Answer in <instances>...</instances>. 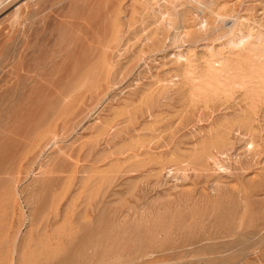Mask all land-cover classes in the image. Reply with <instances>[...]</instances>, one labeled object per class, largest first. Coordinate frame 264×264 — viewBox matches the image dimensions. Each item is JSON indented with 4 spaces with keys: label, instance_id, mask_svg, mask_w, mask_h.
<instances>
[{
    "label": "rangeland",
    "instance_id": "1",
    "mask_svg": "<svg viewBox=\"0 0 264 264\" xmlns=\"http://www.w3.org/2000/svg\"><path fill=\"white\" fill-rule=\"evenodd\" d=\"M80 2L78 19L71 0L0 4V248L6 247L0 264L20 263L22 252L12 250L10 238L21 244L30 228L39 245L30 258L51 264H71L88 246L95 264L103 257L129 264H264V93L230 86L225 95L222 89L192 95L191 85L170 75L177 30L162 29L156 46L146 32L125 35L128 47L112 54L102 86H87L75 99L79 63L96 46L95 33L79 23L87 19L102 32L95 17L100 0ZM20 5L19 23L29 8L34 14L28 43L22 24L7 36ZM210 7L186 5V25L207 19L210 30L204 40L185 38L183 48L203 55V42H213L227 56L236 47L219 33L258 30L256 21L264 29V0H215ZM152 16L147 24L157 30L158 15ZM250 105L253 128L244 120ZM39 166L49 175L35 186L42 200L34 208L28 195L43 174L34 175Z\"/></svg>",
    "mask_w": 264,
    "mask_h": 264
},
{
    "label": "bare ground",
    "instance_id": "2",
    "mask_svg": "<svg viewBox=\"0 0 264 264\" xmlns=\"http://www.w3.org/2000/svg\"><path fill=\"white\" fill-rule=\"evenodd\" d=\"M80 1L81 0H71V5H72L73 9L75 10V17L77 19L82 14V10L84 9V6H85V4L83 2L81 3ZM3 2H5V0H0V4ZM214 2H215V0H100V9L98 11V14H96L95 17L97 19H99V21L102 22L101 23L102 32L101 33L97 32L95 27L87 19H85L84 22L79 23V25L81 27H83V28L86 27L88 31H93L95 33V37L92 41L96 42V46L92 47L91 48L92 50L90 51V53H88V55L86 57H84L85 59L79 63L77 75L75 77L73 76L74 80L76 81V86L74 85L75 87L71 91V94L69 93L70 96H72V97L74 96V98L77 97L76 95H78L79 93H82L81 90L83 88H86L87 86H91V89H93L94 86H95V88L96 87L98 88V86H102L104 80H106L109 77L108 68H110L111 66L114 65L115 60L112 58V54L117 53V52L120 53L121 49L128 47V42H127L128 38H127V40L124 39L128 33L132 34L131 32L134 33L136 31H139V32L141 31L142 33L146 32L147 33L146 35H148L147 39L150 41L151 45L153 44L156 46L157 44L159 45L162 43L160 37H158V35L160 33L158 30L161 31L162 29L163 30L164 29L165 30H169V29L177 30L175 32V34H173L174 36H172L173 42H171V44L175 43V42L180 43V46H179L180 48L177 51V53H175L173 56L174 61H175L176 66H177L173 70L176 73L175 74L173 73L170 75H173L172 77L174 79H172V80L178 79V81L179 82L181 81L184 85L185 84L191 85L190 86L191 92H189V93H191L192 95L194 93H197V92L203 93V92H206L209 90L214 91V92L215 91L219 92V91H221L220 89H222L223 94H224V92H225V94H229L228 90H229L230 86H234V87L237 86L239 88H245V89L247 88L246 90L253 91V93H251V94H255V93L263 94L264 93V29H262V27L260 26L261 24L258 23L256 20H255L257 23L256 27H259L258 30L255 29V27H250L248 25L249 26V27L247 26L248 28L245 26L247 29L244 32H243V29H240V30L237 29L238 34L235 33L236 29H234L235 32L233 30V32H234L233 36H232V34L228 36L229 31H231L229 29H228L229 31L228 32L226 31V33L223 31L224 32L223 35L221 34L222 32L219 33L220 36L219 37L217 36L218 38L225 37L228 40L227 42H229L232 45V47L233 46L236 47V51H234V52L230 51V53L227 56H224V54L222 52L223 50L220 49L221 47L217 48L216 44H214L213 42L212 43L208 42V44L207 43L204 44V42H203L204 47L202 46L201 51H202V49H205V51L207 53V54H203V55L202 54L199 55V53L195 52L194 47L193 48H190V47L186 48V46H185L184 47V48H186L185 50L182 47L185 44V42L189 41V40L186 41L185 38H187V39L190 38L191 41H193L194 38H196V40H198V41L204 40L207 38L204 35L207 36L209 33V30H210V25H208L207 19L200 21L199 24L193 28H190L186 25V17H187V14L190 13V11L188 9H186V5L188 3L189 4L192 3V4H196V6H199L201 8H209L211 5H214ZM24 6H25V4H24ZM221 6L222 5L220 4V7ZM223 6L225 7L226 5H223ZM28 8L29 7H27V9ZM33 8H35V9L37 8L36 4H35V7H33ZM221 8H223V7H221ZM21 9H22V7L20 5L13 12V13H15V16L13 15L14 17H13L12 21L10 22V29H9L10 31L7 33V36H9L10 34H13V31H15L14 29L16 28V26H18V24H22L23 27L22 26L21 27L23 28V30H21V31H23V33H24V41L28 43L29 42V36L27 33L30 29H28L29 27H27V26L30 25L28 23H30L29 21L34 14L31 16L30 10H32V8L31 9L29 8V10L27 12H24L25 13L24 16H22V17H24V20L22 18L23 21L21 23H19L20 22L19 19H21L19 16V13L21 12ZM27 9L24 8V10H27ZM41 11H42V8H41ZM39 12H40V10H39ZM217 13H219V12H217ZM35 15H36V13H35ZM152 15H155V17H157L156 15H158L157 22H160V24H159L160 26L158 28H155L157 30H150L149 27L151 24H147L148 18L151 17ZM217 16L222 18V16L220 14H218ZM225 16L226 15H223V17H225ZM10 17H12V16H9L7 19H10ZM36 17H38V16H36ZM32 20L35 23L36 20H34L33 18H32ZM241 20H243V18H241ZM31 24H32V22H31ZM234 27H236V26H234ZM213 31H214V28H213ZM217 33H218V31H214L215 35H217ZM236 35H238L237 38L235 37ZM10 37H12V36L10 35ZM10 37H7V38H10ZM86 37L87 36L85 35L83 37V39H85ZM233 37H235V39H233ZM218 38H217V40H218ZM86 40H87V38H86ZM149 41H148V44H150ZM165 42H166V39H165ZM224 43H226V41ZM230 44H228V46H231ZM217 45L220 46L218 43H217ZM130 47L131 46H129V48ZM164 47H165V45H164ZM229 50H231V49H229ZM225 53H228L227 50ZM119 56H120V54H119ZM115 57H118V55H116ZM19 58L21 59L22 56L21 57L19 56ZM200 61L202 63H205V67L203 68V71L198 70L201 67ZM170 77H169V79H170ZM157 83H162V81L161 82L157 81ZM162 84L164 85V83H162ZM63 85L65 86V84H63ZM92 86H93V88H92ZM61 87L62 86H60V88ZM71 87H73V85ZM250 91H246V94H247V92L250 93ZM199 94H201V93H199ZM257 94L255 96H258ZM70 96L68 95V97H70ZM80 97H82V96H80ZM254 97L252 99H254ZM263 97H264V94H263ZM65 99H67V97ZM68 100L70 101V99H68ZM254 105H250L247 116L244 119L245 122L248 123L249 126H251V128H253L252 122H253V118H254L253 117ZM41 139H43V138H41ZM51 141L53 143V146L54 147L56 146L58 148L59 154H63L65 152V150L63 148L59 147V144H58L59 139H58L57 134H53ZM226 141H227V139H226ZM251 144L254 145V141H251ZM220 163L221 162H219V161L218 162L215 161L216 165H218V164L220 165ZM47 164H48V162H47ZM220 168H223L224 171L226 170V168L224 169V166L222 164L220 166H218V169H220ZM31 169L33 170V167ZM43 169H45V167L39 166L38 170L35 171L36 172L34 174L35 176H37L38 173H43L42 174L43 177L41 175L40 178L37 177V179L35 178L33 180V182H34V184H33L34 186H32L33 188L36 185L39 188V185L41 184V182L43 183L44 180L49 175V172L47 173V170H44V172H43L42 171ZM50 173H51V171H50ZM52 180H53V178H52ZM41 197H42L41 196V190L37 189L36 187L34 189L31 188L30 193L28 195V198L30 199V201L28 200V202H30V204H34V208H37V207H39V204L42 200ZM52 198H50V199H52ZM18 208H19V206H18ZM34 214H35V212L32 214V220L35 219ZM39 214H41V213H39ZM42 215H45V214H42ZM36 217H37V215H36ZM9 236H10V234H9ZM37 236H38L37 231L35 229L30 228L24 234L21 244H19V239L17 240L16 236L14 239L10 238V241H12L11 242L12 250L17 252V251H19L18 249H20L21 250L20 252H22L21 258H23V259L21 260V258L19 256V258L21 260V261H19L20 262L19 264H51V262L49 260H45V258L42 261L35 259V258L34 259L30 258V256L32 255V254H29V252H31L30 249L34 247L33 246L34 244H36L37 247L39 246V245H37V243H34ZM49 236L50 235H48L47 237H49ZM51 237H53V236H51ZM45 239H46V237H45ZM53 240H54V238H53ZM38 242H41V241H38ZM5 244H7V242ZM8 244H10V243L8 242ZM92 245H94V244H92ZM36 246L34 247L35 249H36ZM5 248H0V251L2 253H4L3 251ZM9 249H10L9 246H7V251ZM35 249H32V250H35ZM38 249L39 248H37V250H36V252H38L37 255L40 254L39 253L40 250L38 251ZM83 249H85V248H83ZM86 249H87L88 253L84 254V256H83L81 254L82 251L79 250L80 254H79V252H78V254L80 255V257L82 255V257L81 258L77 257V259L74 258V260L72 261L71 264H95L94 262H95L96 256H95V253L93 252L94 247L90 248L88 246V247H86ZM6 253H8V252H6ZM34 257H36V256H34ZM10 263H12V262H10ZM96 264H129V263H127V262L123 263V262L117 261V260H116V262H114V261L110 262V261H107V259L103 257V258H101L99 263H96Z\"/></svg>",
    "mask_w": 264,
    "mask_h": 264
}]
</instances>
